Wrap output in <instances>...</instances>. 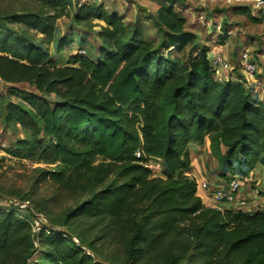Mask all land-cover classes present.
Here are the masks:
<instances>
[{
  "label": "trees",
  "instance_id": "trees-1",
  "mask_svg": "<svg viewBox=\"0 0 264 264\" xmlns=\"http://www.w3.org/2000/svg\"><path fill=\"white\" fill-rule=\"evenodd\" d=\"M28 1L38 10L0 19V78L8 85L0 122L23 134L7 154L53 166L39 170L38 181L80 199L66 219L100 228L109 246L127 245L133 264H264V213L205 207L187 174L189 143L206 138L223 180L264 168V103L250 86L213 77L209 47L185 29L173 8L178 0H164L146 19L157 38L138 18L125 23L102 3L79 6L70 26L98 27L99 44L92 51L78 35L85 54H72L63 67L49 47L58 54L75 43L73 32L61 35L57 26L72 0ZM234 11L252 19L246 8ZM7 20L24 34L10 32ZM227 40L223 26L216 43ZM149 160L162 162V177ZM89 259L62 233L35 232L11 206L0 207V264Z\"/></svg>",
  "mask_w": 264,
  "mask_h": 264
},
{
  "label": "rangeland",
  "instance_id": "rangeland-1",
  "mask_svg": "<svg viewBox=\"0 0 264 264\" xmlns=\"http://www.w3.org/2000/svg\"><path fill=\"white\" fill-rule=\"evenodd\" d=\"M163 1L104 0L101 3L108 12L114 11L121 15L125 23H133L138 18L140 25L147 32L150 29L149 35L152 38H157L154 24L146 19L155 15ZM71 2L70 8L65 10L67 17L57 21L61 34L65 36H68L67 34L70 32L75 34L73 35L75 43L62 52V56L65 58L69 53L79 51L76 42L78 34L85 33L88 36V45L93 51L95 38L91 32H95L98 28L86 30L82 26H70L79 6L94 4L88 0H72ZM237 7L249 10L252 19L246 15L235 13L234 8ZM173 8L186 19L185 29L195 33L200 43H204V41L215 42L222 32V27H226L228 47L224 50L228 52L225 56L234 69L233 73L235 75L241 74L237 69L236 58L241 49H247L256 63V77L260 79L253 85L252 94L264 102V0H178ZM24 10L37 11L38 7L28 0H0L1 20ZM5 23H7L6 27L9 28L10 32L19 35L24 34L20 25H8V20ZM93 24L104 25L98 20H94ZM1 34H3L2 30H0ZM25 36L31 37L34 41H39L41 38L33 32H27ZM50 52L54 55L52 46H50ZM18 88L32 91L26 84H21ZM6 94L7 86L2 88L0 95ZM8 99L12 102H19V99L15 96H8ZM8 127L4 128L0 122V132L6 146L2 149L0 147V207L8 209L11 206L18 216L32 223L35 232H38L41 228H46L53 232L62 233L63 236L72 240L89 256L90 259L87 264H133L126 259L127 245H124L125 249H121L120 246H109L99 239L100 228L91 227L90 229L88 227L90 225L66 219V214L75 208L80 199L60 192L49 181H38L39 170H49L54 168L53 166H47L36 161H20L7 154V148L23 137L19 128H15V126ZM205 141L208 143L207 150L210 154V141L208 138ZM201 162L208 170L210 158L203 157ZM162 176L160 174L156 177ZM249 176L252 177L251 174ZM250 185L253 186V183ZM262 194L264 195V191H262ZM36 259L37 256H34L31 261L34 262Z\"/></svg>",
  "mask_w": 264,
  "mask_h": 264
},
{
  "label": "built area",
  "instance_id": "built-area-1",
  "mask_svg": "<svg viewBox=\"0 0 264 264\" xmlns=\"http://www.w3.org/2000/svg\"><path fill=\"white\" fill-rule=\"evenodd\" d=\"M92 3H99L103 0H88ZM80 54H85L84 50L79 51ZM237 69L241 73V77L236 76L233 67L221 52H212L210 54V66L213 77L219 81H236L245 86H253L257 83L256 63L250 56L247 49L243 48L238 53ZM259 83V82H258ZM8 86L0 78V93L3 87ZM5 141L0 132V147L5 148ZM136 157H139L137 152ZM253 183V186L250 184ZM197 184V189L208 192L211 198L219 204H224L233 210L243 212L264 213V195L259 192L256 182L251 176L233 177L228 180H222L219 184H209L203 181Z\"/></svg>",
  "mask_w": 264,
  "mask_h": 264
},
{
  "label": "crops",
  "instance_id": "crops-1",
  "mask_svg": "<svg viewBox=\"0 0 264 264\" xmlns=\"http://www.w3.org/2000/svg\"><path fill=\"white\" fill-rule=\"evenodd\" d=\"M103 1H101V2H103ZM101 2H99V3H101ZM97 29L98 28H96L95 32H91V33H93L95 35L96 31L99 30V29L98 30ZM61 35H63V34H61ZM78 35H81V34H78ZM83 35L86 36L85 33ZM87 37L88 36H86V39H87ZM213 42L204 41V44L209 47L210 54L212 52H221L224 55V57L226 58L225 54H228V52H227V50H224V49L226 47H228V44H227L228 41L226 42L225 45H219V44L216 43V41L214 43ZM73 44L74 43H72L70 46H68L65 49H69L70 47H72ZM98 44H99V41H98V39L95 38V41H93V45L96 46ZM50 46H52V45H50ZM65 49H63V50H65ZM63 50H61L58 54L54 53V55H52L51 52H50V47H49V54L51 55L53 60H55L57 66H60V67H63L65 65H67L69 57L72 54H75V52L69 53L68 56L65 58V57L62 56ZM236 76L241 77V75H236ZM258 80H260V79L258 78ZM19 85H16V87H18ZM250 87L254 88V86H252V85ZM260 101H262V100H260ZM16 127L19 128L18 125ZM19 130H20V128H19ZM207 146H208L207 141H205V143H203L202 145H198V144L193 143V142L189 143L188 149H189V154H190V167H189V170H188L187 174L189 176H191L192 178H194L196 183L207 181L210 184H219L223 180V178H220V177L217 176V173H216L217 172V166H218L217 165V161L209 154V152L207 150ZM203 157H205V158L209 157L210 158V167H209L208 170L205 169L204 164L201 162V159ZM148 167L150 168V170L153 172L154 175H156V176H160V174L162 175L163 164H162L161 161H159V160H149L148 161ZM250 174L252 175V179L255 182L258 180L257 181L258 182V186L257 187L259 188L258 189L259 192L264 191V168L258 166L252 172H250ZM197 195L200 197V199L202 200V203H203V205L205 207H211V208H215V209H218V210H224V209L228 208V206H226L224 204L216 203L211 198V196L208 194V192H206V191L197 189Z\"/></svg>",
  "mask_w": 264,
  "mask_h": 264
}]
</instances>
